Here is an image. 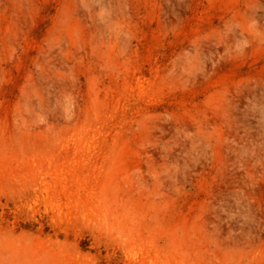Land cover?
Listing matches in <instances>:
<instances>
[{
    "label": "rangeland",
    "instance_id": "1",
    "mask_svg": "<svg viewBox=\"0 0 264 264\" xmlns=\"http://www.w3.org/2000/svg\"><path fill=\"white\" fill-rule=\"evenodd\" d=\"M0 264H264V0H0Z\"/></svg>",
    "mask_w": 264,
    "mask_h": 264
}]
</instances>
